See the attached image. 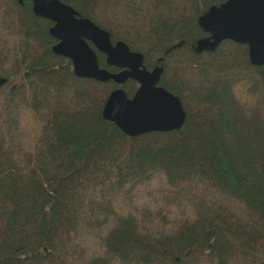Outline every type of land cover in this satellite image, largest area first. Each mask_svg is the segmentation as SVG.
Listing matches in <instances>:
<instances>
[{"label": "trees", "instance_id": "obj_1", "mask_svg": "<svg viewBox=\"0 0 264 264\" xmlns=\"http://www.w3.org/2000/svg\"><path fill=\"white\" fill-rule=\"evenodd\" d=\"M59 1L161 66L186 118L128 137L102 109L138 84L75 77L32 1L0 0V264H264L263 67L197 50L226 0Z\"/></svg>", "mask_w": 264, "mask_h": 264}, {"label": "water", "instance_id": "obj_2", "mask_svg": "<svg viewBox=\"0 0 264 264\" xmlns=\"http://www.w3.org/2000/svg\"><path fill=\"white\" fill-rule=\"evenodd\" d=\"M20 5L23 0H16ZM33 14L53 23L49 34L56 40L53 54L70 60L79 79L122 85L138 84L131 98L121 88L113 90L102 109V117L128 137L179 130L186 118L180 99L159 86L162 67L148 70L141 53L127 44L112 43L110 34L59 0H31ZM209 37L197 42V50L214 51L223 41L246 45L251 65L263 67L264 77V0H226L211 7L199 19ZM95 50L105 63L118 72L100 68ZM5 79L0 78V86Z\"/></svg>", "mask_w": 264, "mask_h": 264}, {"label": "flooded vegetation", "instance_id": "obj_3", "mask_svg": "<svg viewBox=\"0 0 264 264\" xmlns=\"http://www.w3.org/2000/svg\"><path fill=\"white\" fill-rule=\"evenodd\" d=\"M52 23V22H51ZM52 25H53V23H52Z\"/></svg>", "mask_w": 264, "mask_h": 264}]
</instances>
